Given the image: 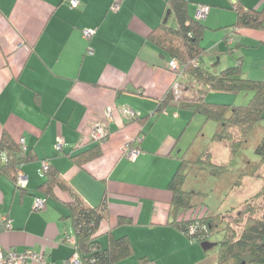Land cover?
Masks as SVG:
<instances>
[{"label":"crops","instance_id":"0c3cea01","mask_svg":"<svg viewBox=\"0 0 264 264\" xmlns=\"http://www.w3.org/2000/svg\"><path fill=\"white\" fill-rule=\"evenodd\" d=\"M78 1L71 8L69 0H0V138L6 130L17 142L24 140L25 151L37 155V161L22 166L26 188L20 190L0 175V246L19 252L33 249L48 264H65L72 254L66 239L73 233L65 204L69 194L60 190V199L46 198L44 209H34L35 199L45 198L37 191L44 181L42 161L49 158L87 204L97 205L106 195L109 219L101 224V241L111 229L115 236H128L135 251L117 264H191L199 243L167 224L168 184L176 169L174 158L180 156L173 151L196 113L180 106L153 113L175 81L183 100H196L204 86L183 71H170V58L147 38L159 24H171L173 13L166 0H118V11L110 8L115 0ZM188 1L193 16L198 5L210 6L205 26L223 29L208 49L227 52L224 37H233L240 56L249 50L247 55L256 62L254 69H245L242 58L245 75L264 80V30L230 27L236 12L228 10L229 0ZM243 1L255 9L264 5V0ZM84 29L95 31L90 40L83 37ZM232 56L234 62L214 64L215 71L234 65L240 56ZM239 94L209 90L202 97L235 103ZM109 105L115 106L114 121L103 154L83 167L75 165L65 152L95 144L89 138L90 122ZM126 107L135 116L151 117L144 124L132 122L123 113ZM166 117L171 121L165 124ZM59 137L65 143L61 153L55 146ZM125 148L139 153L131 160ZM121 215L132 217L133 223L116 226Z\"/></svg>","mask_w":264,"mask_h":264},{"label":"trees","instance_id":"16d2710c","mask_svg":"<svg viewBox=\"0 0 264 264\" xmlns=\"http://www.w3.org/2000/svg\"><path fill=\"white\" fill-rule=\"evenodd\" d=\"M166 4L173 13L172 23L159 24L147 38L163 54H166L170 59H176L182 71L202 82L204 88L199 90L201 96L196 100L189 101L176 99V93L171 87L158 100L153 115L163 114L170 106H180L190 108L194 113L204 116L206 122L215 121L217 130L213 135V140L226 142L233 155V161H235L246 147L253 128L264 119V80L248 78L245 75L241 65L242 56L236 57L234 65L226 66L219 72L211 71L205 65L203 57L206 54H218L219 51L216 48L208 49L201 45L207 26L190 13V1L166 0ZM230 8L236 12V21L230 25L235 31L264 30V5L255 9L246 5L243 0H231ZM224 39L227 44L229 43L227 52L234 55L236 49L240 47L239 43H234V38L231 36H226ZM230 39H232L231 42ZM209 90L235 93L247 91L252 96L247 104L213 103L202 97ZM150 117L151 115L134 116L131 121L144 124ZM102 144L103 142H97L90 148L65 152V155L75 165L83 167L88 162L101 157L103 154ZM127 145L132 146L130 143ZM61 152L63 149L59 151V153ZM255 152L260 157L259 161L252 164L250 171L243 172V175H253L256 171L258 177L263 175L264 136L258 142ZM187 153L188 151H185L178 157L179 165L168 184L171 201L170 218L167 224L179 230L190 241L202 244L210 241L217 229L218 222L222 220V214L207 215V212L202 216L196 215L187 219H179L180 210L197 208L198 204L193 201V198L196 194L202 193L185 188L187 177L195 167L216 174H223L230 171L231 168L230 164L218 165L214 163L211 160L210 152L198 155L195 159L189 158ZM43 160L47 162V166H41L44 181L39 186L37 193L45 198L54 199H60L58 196L60 190L69 194V199L65 201V204L68 208V218L72 221L76 249L82 264H117L132 256L134 254L133 243L126 235L115 236L110 229L105 233L106 245H103L101 241V224L109 219L106 195L97 205L87 204L61 176L51 159ZM33 161H37V155L33 151H25L23 145L13 139L6 130H3L0 138V175L8 177L15 183L16 188L21 190L23 188L16 185L17 171L24 164ZM261 197H263L264 203V194L260 191L241 204L246 207L242 208L233 220L235 226L241 228L239 234L235 228L226 223L224 238L219 242L217 264H264V206H257L261 205L258 203ZM132 223V217L121 215L116 221V226ZM145 259L147 258H142V260Z\"/></svg>","mask_w":264,"mask_h":264},{"label":"rangeland","instance_id":"374dc122","mask_svg":"<svg viewBox=\"0 0 264 264\" xmlns=\"http://www.w3.org/2000/svg\"><path fill=\"white\" fill-rule=\"evenodd\" d=\"M229 3L231 5V0H229ZM192 4L193 3H190L189 6ZM206 7L207 10L210 8V6L207 5ZM228 10L235 12L231 8ZM204 21L205 20H203V22ZM222 30L223 29L211 30L206 28L201 45L207 48L214 47L215 42L217 41L216 37L222 34ZM223 45L226 49H228V45L224 42V40ZM240 49L241 47L236 49L234 53L235 56H240L243 54L242 50ZM248 51H245L246 55L244 54L243 56V67L245 69H254L256 67V62L252 59V57L247 55ZM203 59L205 65L211 71H215L214 64L221 62L222 64H225L227 59H230L232 62H234V57L226 51H220L218 54H206L204 55ZM226 66L227 65H224V67ZM224 67L219 68L217 72L222 70ZM239 93L238 99L233 104H247L252 94L248 93L247 91H240ZM168 109H171V107ZM164 113H167V111ZM166 118H168V120H163V123L171 121L169 117ZM162 119H164V117L161 116L160 120ZM204 122V116L200 114L194 115L193 121L189 123L187 127H185L184 131H182V135L178 141V146L173 151L174 155H182L185 151H188L187 156L191 159H195L198 155H203L207 152H210L211 160L214 163L218 165L230 164L231 170L228 172L226 171L223 174H216L208 170L195 167L187 177L185 188L187 190L201 191L202 193L196 194L193 198V201L198 204L197 208L194 210L182 209L179 211L178 217L180 219L191 218L196 215L202 216L207 212L208 215L216 213L222 214V220L219 221L220 223L218 222L217 229L214 231L209 241L210 246L204 248L202 244H197L199 249L198 253H196L197 258L194 259L191 264H217L219 242L224 238V227L226 223H228V225H230L232 228H235L239 234L241 228L239 226H235V222L233 223V220L236 215L240 213V210L246 207L245 205L241 204L250 196L252 197L260 191H262L264 194V169L262 173L263 175H261V177L257 176V171L253 175H243V172L250 171V168L253 166L252 164L256 163L260 159L255 150L258 142L264 136V119L257 123L253 128L246 147L242 151V154L239 157H236L235 161H233V155L231 154L230 148L226 142L213 140V135L217 130L216 122L209 120L204 125V127H202ZM201 152L203 153L201 154ZM174 162H176L177 169L179 160L174 158ZM258 203L261 205L257 206H264L263 197L259 198ZM71 237H74V233H72ZM106 240L107 237L105 236L102 240L103 245H106Z\"/></svg>","mask_w":264,"mask_h":264},{"label":"built area","instance_id":"2783aa9c","mask_svg":"<svg viewBox=\"0 0 264 264\" xmlns=\"http://www.w3.org/2000/svg\"><path fill=\"white\" fill-rule=\"evenodd\" d=\"M69 4L71 7H77L79 5L78 0H69ZM113 11H118L120 9V2L115 0L110 7ZM207 15V7L206 5H198L197 11L195 14V18L197 20L203 21ZM95 33L92 29H84L83 30V37L86 40H90L92 35ZM230 42L232 39L229 40ZM88 53H93V48H88ZM167 68L174 72L175 74L182 72V69L179 66V63L176 59H170L167 63ZM172 89L176 93V99H181L182 91L179 89V83L177 81L174 82ZM114 105H109L104 109V112L97 117H94L90 122V135L89 138L91 141L95 143H102L104 142L108 135H109V126L114 121ZM123 113L129 117H134V112L131 108L126 107L123 109ZM20 144L24 146V140H20ZM65 143L62 138H58L56 142V149L60 151L63 149ZM139 153V150L136 148H125V154L131 160H133ZM41 166H47V162L42 161ZM28 183V179L26 174L24 173L22 168H19L17 171L16 177V185L20 188H26ZM45 200L44 197H37L34 201V209L41 210L45 208ZM11 221L8 220V226H10ZM66 239L69 244L73 248V252L65 262V264H82L79 254L76 249V238L71 237L70 235H66ZM27 262H35L40 264H48L45 260V257L42 253L37 252L33 249H26L22 252L16 251L14 249H4L0 246V264H26Z\"/></svg>","mask_w":264,"mask_h":264},{"label":"water","instance_id":"95a60500","mask_svg":"<svg viewBox=\"0 0 264 264\" xmlns=\"http://www.w3.org/2000/svg\"><path fill=\"white\" fill-rule=\"evenodd\" d=\"M202 246H203L204 248H207L208 246H210V243H209V242H204V243H202Z\"/></svg>","mask_w":264,"mask_h":264}]
</instances>
